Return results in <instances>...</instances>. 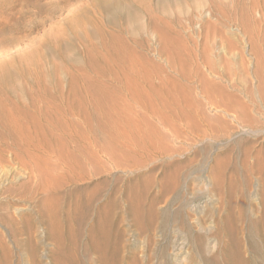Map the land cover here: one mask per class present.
<instances>
[{
  "label": "rangeland",
  "instance_id": "rangeland-1",
  "mask_svg": "<svg viewBox=\"0 0 264 264\" xmlns=\"http://www.w3.org/2000/svg\"><path fill=\"white\" fill-rule=\"evenodd\" d=\"M108 46H117L114 50L123 47L119 48L122 54L128 50V54L124 53L128 55V65L122 64V69L117 62L108 60L113 56ZM104 58L109 61L107 64ZM90 60L98 62L93 61L97 70ZM134 64L145 66L144 71ZM97 65H104V70ZM124 84L133 86L130 89ZM86 85L90 91L98 85L104 94H110L109 125L115 139L111 141L112 149H106L104 154L93 147V162L74 168L75 176L85 179L66 183L63 179L60 191L84 187L93 198L90 215L100 206L107 207L112 224L109 236L111 243L120 245V264H128L133 255L143 261L144 254L152 253V249L156 252L162 245L167 255L162 258L157 254L152 264H183L189 251L184 233L172 226L165 239L157 232L140 234L128 209L131 188L141 189L147 182V192L155 193L163 172L176 164L181 166V194L190 197L191 191L198 195L192 209L203 213L211 202L221 200L223 207L215 211L216 215L222 217L226 210L227 196L212 190L208 177L210 167L218 159L224 176L221 184L226 186L232 181L235 185V213L243 203L252 218L259 217L264 184V0H0L3 112L8 113L12 106L14 111L23 109L30 114L33 107L49 110L51 102L65 108L61 100L67 98L69 88L85 92ZM137 89L158 91V97L166 103L159 107L168 124L158 125L163 140L136 121L134 109L146 115L143 101L136 96ZM35 99L47 105L38 101L36 106ZM9 101L15 108L9 106ZM129 106L133 107L132 113ZM60 116L59 120L65 123ZM143 151H163L168 156L165 166L159 161L133 165L128 155L143 161ZM38 155L47 164L56 161L54 157ZM5 158L9 161L4 170L10 179L0 178L6 180H1L0 185L10 182L16 192L29 190L33 183L28 170L8 155ZM42 163L40 169L46 170ZM33 200L0 195V210L11 222L16 220L13 225L0 220V264H43L48 260L53 243L44 236L38 220L32 228L33 236L13 235L14 227H22L24 217L35 215ZM169 200L172 207L178 204L174 198ZM68 201L60 202L64 206ZM22 209L26 213L20 212ZM193 217L194 222H199L198 214ZM209 219L195 229L200 233L206 227L201 232L202 248L206 256H215L216 239L210 234L209 228L212 232L213 229ZM238 236L242 246L246 235L240 232ZM81 239L86 241L85 236ZM253 245L255 253L249 257L250 264H264V244L254 237ZM31 248L36 251V260L30 258ZM88 258L91 263L99 262L97 253H88ZM199 262L203 264L198 257Z\"/></svg>",
  "mask_w": 264,
  "mask_h": 264
},
{
  "label": "bare ground",
  "instance_id": "bare-ground-1",
  "mask_svg": "<svg viewBox=\"0 0 264 264\" xmlns=\"http://www.w3.org/2000/svg\"><path fill=\"white\" fill-rule=\"evenodd\" d=\"M111 47L113 46H110L108 51H113V56H109V59H107L112 62H117L120 65V68L123 69L122 64L125 63L128 65L126 62L129 60H126L125 58V56L128 57V50L126 49V52L123 51L127 54H122V51H119L121 48L123 49L124 44L123 47H119L120 49L118 48V50H114L117 46L114 48ZM128 49L130 51L129 47ZM105 51L107 52V50ZM129 58H131V56H129ZM108 60H106V64L109 62ZM93 61L94 60L91 61L93 64L90 62L92 65L89 63L91 66L94 65V62H97ZM101 67H103L104 70L105 66L102 65L100 68ZM140 67H142L143 70ZM136 68L141 69L143 72L145 66H137ZM94 69L97 70L96 66ZM139 69H137V71ZM138 72H140V70ZM96 74L98 73L96 72ZM127 82L128 81L124 83L127 84ZM72 83L73 82L69 85L71 86ZM84 83L86 84V81H83V84ZM126 84L124 85L128 87L129 85ZM74 85L75 83L73 84V87ZM94 86L95 85L92 87ZM131 86L133 85H130L128 88L131 89ZM74 88H76V86ZM74 88L73 90L69 88L67 98L61 100V102L63 101V106H65V108H61V104L54 105L51 101L52 104H48L51 106V110L46 109L47 107H44V109H41L40 106L38 108L33 107L30 114L25 110L23 111V109L21 110L18 108L19 110H17V105L15 109L17 111L12 110L11 101H9L10 103L8 102L10 105L7 104L11 106L10 109H8L9 106L7 108L9 110L8 113L6 111V113L3 112L2 107L0 108L2 109L0 112V178L5 177L6 179H10V177L7 176V171L4 170V167L7 166L6 163L9 161L5 158L6 155H8L11 160H15L18 165L28 170L32 179L31 183H33L29 190L28 188L25 187V189L23 187L25 191L17 192L12 188L13 186L11 187L9 185L10 182L8 184L3 183L0 185V195L6 197L8 195H16L18 198L33 200L35 199V194H41L38 199H35L36 201L33 200V202L36 203L35 205L37 208L35 210V215H27V217H24L25 220L22 222V227H14L15 230L13 231V235L23 234L26 235V237L33 236L32 228L36 220H38L39 224L43 227L44 236L50 239L53 243V248L48 255V260L43 264H96L89 261L88 253L90 252L97 253L99 258L97 264H120V245L117 242L111 243L109 236L110 231L112 230V224L109 220L107 207L105 205L100 206L96 213H92L91 216L89 213H91L90 210H92L93 198L84 187L79 186L70 190L67 189L62 192L60 191L62 185L61 180L63 179L66 180L64 183L77 182L85 179L80 175L75 176L74 168L80 169L83 168L84 164H90L93 162L96 158L95 154L91 151L93 147L98 148V151L104 154L106 149H112L111 141L115 139L109 125L111 119L109 109L111 106L109 102L112 100H108L110 94H104L105 90L102 91L98 85L95 89L97 90L99 88L101 92H98L100 91L98 90L96 91L97 93H92L95 89H91L92 91H90L87 85L85 86L87 89L85 92H78V88L76 89L78 91H74ZM133 88L132 91L134 90ZM130 89L128 90L130 91ZM137 90L138 92L136 91V96L140 98L139 100L143 101V108L145 109L146 115H143L141 112L134 109L133 112L136 113V116L138 117L136 121L138 124L143 123L148 126L158 134L160 140H163L164 134L159 132L158 125L166 126L168 124L166 118L159 111V107H165L166 103L158 97V91L156 92L154 90V93L152 91L148 93L144 92L145 89L144 91ZM57 92L59 94V90H57ZM60 92L62 93L63 89H61ZM48 93L50 94L49 91ZM51 95L52 94H50L49 97ZM39 96L41 97V94ZM45 96H47V93ZM53 99H55V97ZM44 100L45 99H43V101ZM35 101L36 99L34 102ZM38 101H36V106H38L42 100L40 103H38ZM46 101H49L47 97ZM0 103L2 106V101ZM45 103H41V105H47ZM12 105L14 107V104ZM28 105L29 104L26 106L27 108ZM131 109H133V107L129 106V112L132 113ZM11 110L13 113H10L12 112ZM59 115L64 118L65 121H63L65 123L60 121L61 118H59ZM153 119L156 121V124L152 121ZM170 130H172V128ZM38 153L54 157L56 161L47 164V161L39 156ZM128 157L133 165H138L144 161H159L164 166V161L168 158L163 151H143L140 155L143 161L138 160L136 156L133 157L128 155ZM40 162L46 164V170L40 169ZM180 167V164H176L171 170H165L159 179L157 191L153 194L147 192L149 186L147 182L143 183L141 189H130L129 196L131 194V197L128 201V209L132 215L135 230L140 234L146 235H152L157 232L165 239L168 231L172 229V226L179 228V230H181L186 236V249L189 250L188 254L186 253V258L182 259L184 260L183 264H198V257L202 259L203 264H250L249 257L255 253L253 238L257 237L264 244V184L259 200V205L261 206L259 217L252 218L246 204L243 203L240 204L238 208L239 212L236 214L235 203L232 200L235 192L234 182L229 180L230 182L226 186L221 184L224 180L222 165L220 161L216 159L214 164L210 167L208 177L211 181V189L219 195L224 194L225 197L227 196L225 205L226 210L222 212V217L219 215L217 216L215 211L222 210L223 201L214 200L215 202H211L208 207L206 206L203 213H200L195 207L192 209L198 195L191 191L188 193L190 194V197H185L181 194L182 176L178 171ZM9 170L11 169L9 168ZM5 178L3 179L5 180ZM22 186L20 187L22 188ZM187 187L191 188V185L187 184ZM172 198L178 201V204H176L175 207L171 206V200L169 199ZM61 199L69 200L67 205L62 206L60 202ZM1 210V221H9L11 225L16 223V220L11 222V220L6 218L3 214L4 212L2 213ZM25 210L22 209L20 212L26 213L27 210ZM197 214L199 215V217H197L199 222H194L193 216ZM209 218L212 219L211 228L213 229V232L210 228L209 231L216 239V249L218 254L215 256H206L202 248L201 241L203 235L201 232L204 231L203 229L206 227H201V229H203L200 230V233L195 229L197 224L201 225L202 223L210 221ZM240 232L246 235V243L242 246L238 236ZM204 233L206 234L207 230H205ZM82 236L86 237V241H82ZM150 239L153 240L154 238L149 237V240ZM183 244L181 248H183ZM157 254L162 258L167 255L166 249L163 245L162 247H157L156 252L152 249V253L147 252L144 254L145 258L143 261L133 255L128 264H152L151 262L157 258ZM29 255L31 259L36 260L37 254L34 248L29 250ZM3 258L7 260L8 257L7 255H4ZM199 263L201 264V262ZM32 264L40 263L34 261Z\"/></svg>",
  "mask_w": 264,
  "mask_h": 264
}]
</instances>
